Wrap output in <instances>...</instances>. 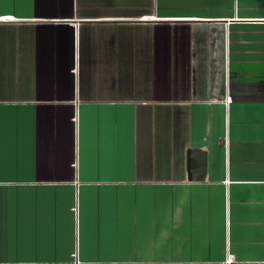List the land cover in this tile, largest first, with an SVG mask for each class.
<instances>
[{"label":"crops","instance_id":"obj_1","mask_svg":"<svg viewBox=\"0 0 264 264\" xmlns=\"http://www.w3.org/2000/svg\"><path fill=\"white\" fill-rule=\"evenodd\" d=\"M228 257L264 264V0H0V264Z\"/></svg>","mask_w":264,"mask_h":264},{"label":"water","instance_id":"obj_2","mask_svg":"<svg viewBox=\"0 0 264 264\" xmlns=\"http://www.w3.org/2000/svg\"><path fill=\"white\" fill-rule=\"evenodd\" d=\"M193 167V168H192ZM192 168V169H191ZM205 152L199 149L188 151V178L189 180H201L205 176Z\"/></svg>","mask_w":264,"mask_h":264},{"label":"built area","instance_id":"obj_3","mask_svg":"<svg viewBox=\"0 0 264 264\" xmlns=\"http://www.w3.org/2000/svg\"><path fill=\"white\" fill-rule=\"evenodd\" d=\"M225 262L226 264H229L231 262V259L228 257Z\"/></svg>","mask_w":264,"mask_h":264},{"label":"rangeland","instance_id":"obj_4","mask_svg":"<svg viewBox=\"0 0 264 264\" xmlns=\"http://www.w3.org/2000/svg\"><path fill=\"white\" fill-rule=\"evenodd\" d=\"M157 243L162 244V242H157ZM159 244H157V245H159ZM160 249L162 250V247H160ZM160 255H162V252L160 253Z\"/></svg>","mask_w":264,"mask_h":264}]
</instances>
